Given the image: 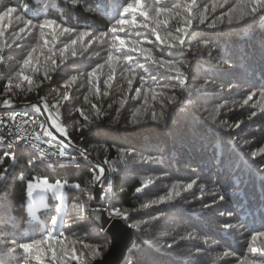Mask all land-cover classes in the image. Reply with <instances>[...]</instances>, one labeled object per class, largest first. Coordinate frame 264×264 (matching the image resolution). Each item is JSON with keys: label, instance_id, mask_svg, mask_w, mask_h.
Wrapping results in <instances>:
<instances>
[{"label": "trees", "instance_id": "16d2710c", "mask_svg": "<svg viewBox=\"0 0 264 264\" xmlns=\"http://www.w3.org/2000/svg\"><path fill=\"white\" fill-rule=\"evenodd\" d=\"M133 2L0 0V105L43 103L105 168L107 214L118 208L133 234L121 264H264L251 252L264 250V13L143 0L145 19L124 11ZM121 18L136 23L119 31ZM69 152L76 166L49 169L0 147V264H58L19 247L49 232L79 264L109 249L87 214L98 169ZM42 179L57 186L31 215L28 182Z\"/></svg>", "mask_w": 264, "mask_h": 264}, {"label": "built area", "instance_id": "2783aa9c", "mask_svg": "<svg viewBox=\"0 0 264 264\" xmlns=\"http://www.w3.org/2000/svg\"><path fill=\"white\" fill-rule=\"evenodd\" d=\"M41 104L44 106L43 103ZM52 121L57 127L58 121L56 119ZM44 127L36 103L0 105V147H3L9 155L14 154L21 147L34 152L49 169L63 165L76 166L75 157L69 152L70 149L60 144L52 133L44 135ZM9 144L12 145L11 148L8 147ZM61 151H64V156L60 155ZM83 157L86 159L85 156Z\"/></svg>", "mask_w": 264, "mask_h": 264}, {"label": "water", "instance_id": "95a60500", "mask_svg": "<svg viewBox=\"0 0 264 264\" xmlns=\"http://www.w3.org/2000/svg\"><path fill=\"white\" fill-rule=\"evenodd\" d=\"M33 103H29L32 105ZM39 107L43 122L50 133L57 139L60 144H63L71 151L80 152L93 165L96 166L100 176V169H103L102 179H96L93 189V199L88 208V218L93 221L101 231L107 233L111 238V244L106 253L101 259L95 260L92 264H121L125 258L128 249L133 244V234L131 228L126 221L121 217L112 218L107 214L106 205L101 202L103 188L105 183V168L101 163L91 155L87 154L80 145L72 143L65 135H63L56 125H54L49 113L41 103H36ZM98 176V177H99ZM97 177V178H98ZM99 209V211H96Z\"/></svg>", "mask_w": 264, "mask_h": 264}, {"label": "snow or ice", "instance_id": "6c2138e0", "mask_svg": "<svg viewBox=\"0 0 264 264\" xmlns=\"http://www.w3.org/2000/svg\"><path fill=\"white\" fill-rule=\"evenodd\" d=\"M73 3H75V0H73ZM243 7H245L247 9V14L249 16H256L257 13H264V0H244V4ZM125 12H131L133 14L135 13H139L140 16L145 17V19H147L148 13H146L144 11V5H143V0H134L133 3H128L127 7L124 9ZM156 11L159 13L162 10L161 9H156ZM14 12L13 8H8L7 12L4 13L5 16H7L9 13ZM203 22V21H201ZM48 26H51L53 24V21L49 20L45 22ZM119 25L121 26L119 31H123L124 28L123 26H125L126 24L132 23L133 25H135L136 21H128L125 18H121L118 21ZM186 23L188 25L191 24V17H189V19L186 21ZM45 25H41V28H43ZM209 27H214V25H209ZM0 31H2V25H0ZM113 33L115 34L117 32V29L113 28L112 29ZM153 31H155V29H153ZM178 31H180L182 33L181 37H179V39L181 40V43H183V36L187 34L188 29L184 28V29H178ZM158 39H161L159 36H157ZM125 43V41L123 39H120V44L123 46ZM134 50V49H133ZM129 59H131V57H129ZM25 65H27L29 63L28 60L24 61ZM177 72H179V70L177 69ZM181 84L184 83V81L181 79L180 81ZM249 99H251V96H249ZM254 115V114H253ZM156 114H153V119H156ZM45 135H50V133H45ZM9 148L12 147L11 144L8 145ZM5 156L8 155V153L4 154ZM61 156H64L65 153L64 151L60 152ZM103 169H100V176L97 178L102 179L103 177ZM3 176H0V179H2ZM29 187H31V185H29ZM189 187H191V185H189ZM92 197L89 196V199H91ZM96 211H99V209H97ZM111 215L115 216V217H121L124 220H127V216L123 215L120 210L118 208L113 209ZM52 224H55V221H52ZM131 227V225H129ZM261 235H264V233H261ZM52 237V233L49 232L47 236H45L43 239H37V240H33L30 243H21L19 245L20 248L23 249V251L25 253H31V252H35L38 253L40 255H44L45 252H50L51 253V259L54 262H58V264H68V261L70 260H76L77 264H79V257L76 254L75 249L73 248V250L69 253L68 249L66 247H61L59 249L53 247V241L51 239ZM256 237L253 236V240H255ZM58 243H60L61 245H63V241H58ZM45 245H47V249H45ZM259 251L261 256H264V250H258L257 248L253 247L251 248V252L253 254L257 253ZM98 254V253H97Z\"/></svg>", "mask_w": 264, "mask_h": 264}, {"label": "rangeland", "instance_id": "374dc122", "mask_svg": "<svg viewBox=\"0 0 264 264\" xmlns=\"http://www.w3.org/2000/svg\"><path fill=\"white\" fill-rule=\"evenodd\" d=\"M46 132L50 133L49 130L47 129V127L45 126L44 127V135ZM36 158L39 160V157H36ZM92 174H93V176H95L94 172H92ZM29 185H31V187H29ZM55 186H57V185H55ZM55 186L53 184H50V183L42 181V180L28 182V186H27V192H28L27 210L31 215L35 214L37 212V210H39V208L44 204L43 202L46 200L47 194L53 193L55 191V189H56ZM102 196H103V194H102ZM91 199H90V203H91ZM102 203H103V198H102ZM89 206H90V204H89ZM106 207H107V205H106ZM110 217L116 218L115 216H110Z\"/></svg>", "mask_w": 264, "mask_h": 264}, {"label": "bare ground", "instance_id": "6f19581e", "mask_svg": "<svg viewBox=\"0 0 264 264\" xmlns=\"http://www.w3.org/2000/svg\"><path fill=\"white\" fill-rule=\"evenodd\" d=\"M101 202H102V198H101Z\"/></svg>", "mask_w": 264, "mask_h": 264}, {"label": "clouds", "instance_id": "9594fccd", "mask_svg": "<svg viewBox=\"0 0 264 264\" xmlns=\"http://www.w3.org/2000/svg\"><path fill=\"white\" fill-rule=\"evenodd\" d=\"M59 130V129H58Z\"/></svg>", "mask_w": 264, "mask_h": 264}]
</instances>
